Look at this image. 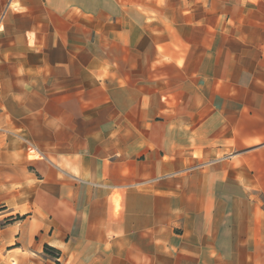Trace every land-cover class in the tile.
I'll return each instance as SVG.
<instances>
[{
    "label": "crops",
    "instance_id": "obj_1",
    "mask_svg": "<svg viewBox=\"0 0 264 264\" xmlns=\"http://www.w3.org/2000/svg\"><path fill=\"white\" fill-rule=\"evenodd\" d=\"M0 207V264H264V0H0Z\"/></svg>",
    "mask_w": 264,
    "mask_h": 264
},
{
    "label": "rangeland",
    "instance_id": "obj_2",
    "mask_svg": "<svg viewBox=\"0 0 264 264\" xmlns=\"http://www.w3.org/2000/svg\"><path fill=\"white\" fill-rule=\"evenodd\" d=\"M2 209H3V208L0 207V210H2ZM3 222H4V223H8V222H9L8 217L4 218V219H3Z\"/></svg>",
    "mask_w": 264,
    "mask_h": 264
}]
</instances>
